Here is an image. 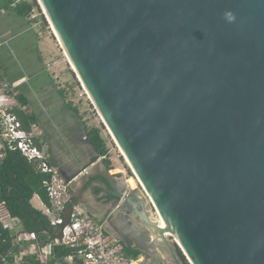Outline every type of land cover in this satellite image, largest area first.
<instances>
[{
  "label": "water",
  "instance_id": "water-1",
  "mask_svg": "<svg viewBox=\"0 0 264 264\" xmlns=\"http://www.w3.org/2000/svg\"><path fill=\"white\" fill-rule=\"evenodd\" d=\"M38 3L188 260L264 264V0Z\"/></svg>",
  "mask_w": 264,
  "mask_h": 264
},
{
  "label": "crops",
  "instance_id": "crops-1",
  "mask_svg": "<svg viewBox=\"0 0 264 264\" xmlns=\"http://www.w3.org/2000/svg\"><path fill=\"white\" fill-rule=\"evenodd\" d=\"M1 4L2 0L0 8L5 16L0 18H3L5 25L0 28V81L17 84L13 110L21 109L25 115L35 117L30 131L41 132V148L61 177L72 183V199L65 215L68 217L73 205H78L91 215L108 218L111 229L127 249L140 251L149 260L154 256L161 257L163 242L155 239L147 224L150 216L147 214L148 204L139 192L133 191L139 184L125 177L124 168L115 158L108 154L101 155L90 143L88 132L91 128L87 127L79 108L68 103L63 91H56L52 79H59L52 73L51 78L47 75L49 71L44 64L48 66L49 62L55 60L52 57L59 53L58 49L48 37H44L37 23L20 18L13 11L4 10ZM14 33L17 36H13ZM20 36L24 40L13 44L12 41ZM49 47L52 52L47 53L50 54L47 56L45 53ZM21 56L24 66L20 67L27 73L18 74L13 67L17 66ZM65 65L58 61L55 67L61 70L66 68ZM19 95L27 99V105L18 102ZM4 147L5 143L0 151L1 157ZM31 204L42 213L46 205L38 195L33 197ZM51 232L55 235L56 230L52 227ZM48 235L45 241L53 237L50 233Z\"/></svg>",
  "mask_w": 264,
  "mask_h": 264
},
{
  "label": "built area",
  "instance_id": "built-area-1",
  "mask_svg": "<svg viewBox=\"0 0 264 264\" xmlns=\"http://www.w3.org/2000/svg\"><path fill=\"white\" fill-rule=\"evenodd\" d=\"M20 1L16 0V3ZM16 87L17 84L0 83V103H2L0 121L3 128L0 137H3L5 147L11 151H19L37 172L50 176V179L44 182L50 198V206H44L43 214L49 220L51 227L56 230L57 237L39 241L35 236L26 233L3 202L0 204V223L5 229L15 232V242L13 247L0 252V264H31L32 259L41 261L42 264H147L150 262L144 255L132 257L126 253L127 248L111 229L108 218L91 215L78 205H73L68 217L65 215L72 199V183L61 177L58 169L51 163L50 157L37 145L41 132L23 130L21 122L12 113L13 103L4 106L9 98H12V91ZM18 246L19 250H16L15 247ZM56 249H65L69 253L57 258Z\"/></svg>",
  "mask_w": 264,
  "mask_h": 264
},
{
  "label": "trees",
  "instance_id": "trees-1",
  "mask_svg": "<svg viewBox=\"0 0 264 264\" xmlns=\"http://www.w3.org/2000/svg\"><path fill=\"white\" fill-rule=\"evenodd\" d=\"M1 7L6 11H13L18 17L28 21H31L35 11H39L35 0H21L19 3H16V0H5L2 1ZM17 98L19 103L28 104L23 95H19ZM13 113L21 122L22 129L29 132L31 125L36 121L35 117L25 115L21 109H14ZM2 131L0 121V134ZM88 140L101 155L108 154L100 129H89ZM36 143L41 148L39 139ZM2 156H0V204L6 203L12 217L20 222L26 233L35 236L39 241H45V238L49 237V231L52 230L51 224L41 211L32 206L31 200L35 195H38L44 204L50 206V198L44 187V182L48 181L50 176L37 172L19 151H11L4 147ZM14 236L15 232L5 229L0 223V252H5L13 247ZM15 249L19 250V246ZM55 253L57 258H60L61 255L68 254L69 251L56 249ZM126 253L132 257L141 255L140 251L131 248L126 249ZM31 264H42V262L32 259Z\"/></svg>",
  "mask_w": 264,
  "mask_h": 264
},
{
  "label": "rangeland",
  "instance_id": "rangeland-1",
  "mask_svg": "<svg viewBox=\"0 0 264 264\" xmlns=\"http://www.w3.org/2000/svg\"><path fill=\"white\" fill-rule=\"evenodd\" d=\"M5 1V0H2ZM34 1V0H33ZM37 5L39 6V11H35L34 12V17H32L30 20V22L32 23H37L39 30L44 34V37H48L51 41V43H53V46H55L58 49V54H54L52 58H54V61L49 62L50 64L45 63L44 67L45 69H47L49 72H47V75H49V77L52 75L56 78L59 79L58 81H55L52 79V81L55 82L54 86L56 87V91H63V97L66 98V100L68 101V103H70L72 106L79 108V111L82 114V118L85 119V122L88 124L87 127L89 128H98L101 130V136L103 138V140L106 143V147L108 150V156L109 157H113L115 158L119 165L124 168V172H125V177L127 179H131L134 183H138V179L135 176V174L133 173L132 169L130 168V166L127 164L124 156L121 153V150L118 146V144L116 143L115 139L113 138L110 130L108 129V127L105 125V123L103 122V119L101 118L98 110L95 108L93 102H91L88 94L86 93L85 89L82 88L83 86H81L82 84L80 83L77 75L73 72L72 66L70 65L69 61L67 62V57L66 55L63 56V51L61 49L60 43L58 42L53 29L51 27V25L49 24V22L47 21L43 10L41 9L38 0H35ZM0 16H5L2 12H1V8H0ZM4 20L3 18H0V28H2L4 26ZM14 32H16V30H13ZM12 36V35H11ZM13 36H17L16 33L13 34ZM43 37V36H42ZM24 40L23 36L17 37L16 39H14L12 42L13 44L22 42ZM59 45V46H58ZM60 47V48H59ZM46 48V46H45ZM49 51V52H48ZM51 48L49 47V49H47V52L45 53V55H47V53H51ZM50 55V54H49ZM47 55V56H49ZM48 57H46L47 59ZM19 61L16 64V67H13V70L15 73L21 74V73H27L25 71V69H22L20 66H24V59L21 57H19ZM18 60V59H17ZM23 60V63H21ZM48 61V59H47ZM61 61L64 62L66 65V68L64 69H58L55 67L56 62ZM51 65V68H50ZM58 73V75H57ZM51 78V77H50ZM0 83H6V82H1ZM11 84V83H9ZM15 91H12L11 94V99L9 98L8 103H4L3 105H10L12 103H15V99H14V93L16 94V88H14ZM0 105H2V103H0ZM0 151L2 150L3 144H4V140L3 137H0ZM3 144H2V143ZM130 185V184H129ZM133 190V189H132ZM133 191L135 192H139V194L144 197V199L146 200L147 204H148V210L150 211V218L152 219V221L154 223H159L158 222V216L156 215V209L154 208V206L152 205V203L150 202L149 198L147 197L146 193L143 190V187H141L140 185L137 186V189H134ZM157 218V219H156ZM160 225V223H159ZM161 227V225H160ZM162 228V227H161ZM167 232H164L163 235L166 237V242L162 243V248L163 251L161 257L160 256H154L153 258L150 259V262H147V264H166L167 263H172V259L170 257V253L168 251V245L170 244L172 245V247L174 248L180 262L182 264H190L188 258L185 256L184 252L177 246V242L175 240V238L173 236H170L171 234H166ZM175 242V243H174ZM164 259V260H163Z\"/></svg>",
  "mask_w": 264,
  "mask_h": 264
},
{
  "label": "bare ground",
  "instance_id": "bare-ground-1",
  "mask_svg": "<svg viewBox=\"0 0 264 264\" xmlns=\"http://www.w3.org/2000/svg\"><path fill=\"white\" fill-rule=\"evenodd\" d=\"M43 10H44V9H43ZM45 14L48 16L46 10H45ZM50 23H51V22H50ZM51 26H52V25H51ZM52 29H53V32H54V34H55V36H56L58 42L60 43V46H61V49L63 50L64 55H66V57H67V59H68L70 65L72 66L73 71H76V70L74 69V65L72 64V60L70 59V57H69V55H68V53H67V51H66L64 45L62 44V42H61V40H60V38H59V36H58L56 30H55L54 28H52ZM78 79H79V78H78ZM80 80H81V79H80ZM80 80H79V81H80ZM80 83H81V82H80ZM81 84H82V83H81ZM82 86H83V88L85 89L86 93L88 94V92H87V90H86L84 84H83ZM88 96H89V98H90V100H91V102H92V100H93L92 97H91L89 94H88ZM93 102H94V101H93ZM111 134H112V133H111ZM112 136H113V138H114V135H113V134H112ZM114 139H115V138H114ZM118 146H119V145H118ZM119 148H120V147H119ZM120 150H121V153H122V155L124 156V158H125L127 164L130 166V168L132 169L133 173H134L135 176L137 177L138 182H139V185H140L141 187H143L144 192H146V190L144 189V185L142 184V182H141L139 176L137 175L136 171L133 169V167H132L131 163L129 162L128 158L126 157L125 153L122 151L121 148H120ZM146 195H147V194H146ZM148 195H149V194H148ZM148 197H149V199L151 198L150 196H148ZM150 202H153L152 199H150ZM153 204H154V202H153ZM156 212H157V216H158V219H157V218H156V219L158 220V222L160 223V225H161L162 228L160 227L159 223H154V222L150 219L151 216H148V220H149L148 222H151V224H150L151 227H150V228L152 229V231H153V233H154V237H155V239H157V238H160L161 240L166 239L167 236L165 237V236L163 235V233H164V232H167L168 234H171L170 236H173V237L175 238L176 242H178V240L176 239V237L174 236V234L172 233V231H171L170 228L168 227L167 223L165 222L164 218H162V216L159 214L158 209H156ZM167 233H165V235H166ZM178 243H179V242H178ZM189 262H190L191 264H193V263L191 262L190 259H189Z\"/></svg>",
  "mask_w": 264,
  "mask_h": 264
}]
</instances>
